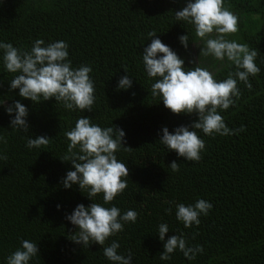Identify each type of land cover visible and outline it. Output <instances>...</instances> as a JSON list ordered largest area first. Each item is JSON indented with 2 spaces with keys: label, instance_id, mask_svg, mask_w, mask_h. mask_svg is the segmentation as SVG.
<instances>
[{
  "label": "trees",
  "instance_id": "1",
  "mask_svg": "<svg viewBox=\"0 0 264 264\" xmlns=\"http://www.w3.org/2000/svg\"><path fill=\"white\" fill-rule=\"evenodd\" d=\"M188 0H0V42L11 43L22 52L31 51L36 40L43 47L64 41L72 68L90 66L95 102L91 111L69 110L55 98L33 102L10 89L20 73L9 72L0 49V264L22 250V241L38 245L39 253L28 264H115L104 255L113 241L116 250L131 264H264V0H224L223 7L238 17V31L229 41L246 44L258 55L260 72L249 75L248 88L237 80L240 95L233 96L228 109H217L229 129L244 130L229 135H206L193 129L204 141L199 161H188L168 150L159 140L163 127L169 132L190 125L198 115L173 114L162 97L153 96L151 85L159 77H149L143 62L144 48L156 36L184 59V70L206 69L203 48L215 38L214 30L201 39L195 25L176 19ZM188 35L187 49L179 37ZM162 55V54H158ZM214 69L219 82L238 70L227 57ZM127 69V72L125 69ZM128 75L132 86L117 90L118 81ZM134 93V94H133ZM20 101L28 108L29 131L11 127L8 105ZM101 128L118 126L125 132L124 142L115 153L129 168L126 189L105 204L103 193L92 200L88 189L62 183L70 161H63L70 140L66 132L81 117ZM49 137L39 148L26 147L28 138ZM6 141V142H5ZM79 153V146L73 149ZM6 157V159H5ZM172 161L179 171L170 167ZM213 207L200 214V223L185 227L176 218L178 204L195 205L200 200ZM99 203L120 209L121 215L134 210L135 222H123V230L107 238L104 245L76 243L70 239L78 228L66 219L78 204ZM57 205H60L57 208ZM171 209V211H167ZM165 223L172 235L182 236L188 247L202 246L194 259L176 249L170 259L161 260L164 242L159 225Z\"/></svg>",
  "mask_w": 264,
  "mask_h": 264
},
{
  "label": "clouds",
  "instance_id": "2",
  "mask_svg": "<svg viewBox=\"0 0 264 264\" xmlns=\"http://www.w3.org/2000/svg\"><path fill=\"white\" fill-rule=\"evenodd\" d=\"M223 2L224 0H188L182 10L176 11L175 16L178 21L194 24L195 35L201 39L209 36L214 30L218 33L217 38L206 40V48L201 52L205 56L211 54L218 60L227 57L229 61L234 62L237 69H242L234 74L230 73L226 80L217 82L211 72L201 67L185 71L184 59L163 43L155 31L148 33L152 40L143 51V62L148 76L159 77L151 85L152 95L162 97L164 107L173 114L198 115V119L190 125L178 126L174 132H169L167 127H163V135L159 140L168 150H174L179 157L188 161H199L200 152L205 148L204 141L193 129H200L206 135H229L244 130L243 126L235 130L229 129L217 109H228L234 103L233 96L240 95L237 80L233 75L251 88L249 75L255 76L260 72L254 62L258 55L256 50H250L246 44L224 39L225 34L238 31V17L224 8ZM179 40L187 49L188 35L180 36ZM43 44L44 41L38 39L30 52H22L11 43L0 42V49L4 50L6 69L11 73H20L11 80L10 89L18 88L21 97L33 102L38 103L41 98L48 100L54 97L56 101H62L66 109L91 111L95 102L94 82L89 75L91 67L72 68L71 61L67 59L68 45L64 41L53 42L46 47H43ZM124 69L127 72V69ZM131 86L132 80L125 75L118 81L117 90H126ZM5 110L10 116L15 112L10 121L11 127L29 131L30 126L26 119L29 112L24 104L17 100ZM65 135L70 140V155L66 154L60 159L70 161L75 170H69L62 178L63 186L71 188L73 184H78L81 191L86 188L89 190L87 196L91 200L97 194L103 193L105 204L113 201L127 187V180L123 178L129 177V168L115 155L122 145L126 146L125 132L118 126L101 128L92 124L85 116L79 118L75 127ZM0 140H3V137H0ZM48 143L49 137L41 135L28 138L26 147L39 148ZM77 146L79 153L73 151ZM126 147L132 149L130 146ZM170 167L173 171H179L176 161H172ZM59 207L60 205H57V208ZM176 207V218L182 221L185 227H191L193 223L198 225L200 214L207 215L213 205L200 199L194 206L178 204ZM137 215L134 210H128L121 215L119 208H106L95 202L87 207L78 204L73 212L66 216V219L78 228V234L72 235L70 239L86 247L93 242L102 246L108 237L123 230L121 221L135 222ZM168 231L167 224L159 225L158 234L161 241H165ZM163 247L161 260L170 259L169 254L176 249L182 251L190 260L194 259L198 251H203L202 246L188 247L185 239L178 235L168 237ZM118 248L119 244L113 241L110 246L104 248V255L115 264H131V255H119L116 251ZM38 253L37 244L23 240L22 250L18 249L11 254L8 264H28Z\"/></svg>",
  "mask_w": 264,
  "mask_h": 264
},
{
  "label": "rangeland",
  "instance_id": "3",
  "mask_svg": "<svg viewBox=\"0 0 264 264\" xmlns=\"http://www.w3.org/2000/svg\"><path fill=\"white\" fill-rule=\"evenodd\" d=\"M232 34H235V33H231V34H225L224 35V39H226L228 36H230V35H232ZM217 36H218V33H216L215 34V38H217ZM227 40V39H226ZM206 48V45L203 47V48H201L200 46H198V45H195L194 47H193V50H194V52L196 53V55H197V52H199V51H201L202 49H205ZM207 58H208V64L206 65V69L209 71V72H211V73H213L214 72V69L212 68V66H211V60H210V58L209 57H212V58H215L213 55H211V54H209V55H207L206 56ZM216 59V58H215ZM216 60H218V59H216ZM224 60V59H223ZM223 60H218V62H216V65L218 66Z\"/></svg>",
  "mask_w": 264,
  "mask_h": 264
}]
</instances>
